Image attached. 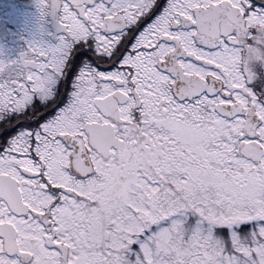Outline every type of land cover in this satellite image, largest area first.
<instances>
[{
  "label": "snow or ice",
  "instance_id": "obj_1",
  "mask_svg": "<svg viewBox=\"0 0 264 264\" xmlns=\"http://www.w3.org/2000/svg\"><path fill=\"white\" fill-rule=\"evenodd\" d=\"M0 264H264V0H0Z\"/></svg>",
  "mask_w": 264,
  "mask_h": 264
},
{
  "label": "flooded vegetation",
  "instance_id": "obj_2",
  "mask_svg": "<svg viewBox=\"0 0 264 264\" xmlns=\"http://www.w3.org/2000/svg\"><path fill=\"white\" fill-rule=\"evenodd\" d=\"M15 32L14 36H8L7 34L0 33V42H3L9 46H22L24 43L23 37L24 32L13 29Z\"/></svg>",
  "mask_w": 264,
  "mask_h": 264
}]
</instances>
